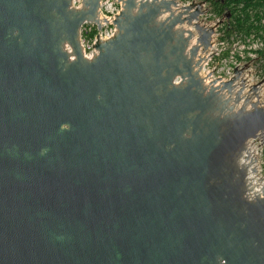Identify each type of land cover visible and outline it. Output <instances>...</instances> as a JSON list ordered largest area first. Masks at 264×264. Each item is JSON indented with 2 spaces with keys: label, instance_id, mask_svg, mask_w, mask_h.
Listing matches in <instances>:
<instances>
[{
  "label": "water",
  "instance_id": "95a60500",
  "mask_svg": "<svg viewBox=\"0 0 264 264\" xmlns=\"http://www.w3.org/2000/svg\"><path fill=\"white\" fill-rule=\"evenodd\" d=\"M71 1L0 0V264H264L237 163L264 107L193 70L206 0H119L92 59L99 0Z\"/></svg>",
  "mask_w": 264,
  "mask_h": 264
},
{
  "label": "built area",
  "instance_id": "2783aa9c",
  "mask_svg": "<svg viewBox=\"0 0 264 264\" xmlns=\"http://www.w3.org/2000/svg\"><path fill=\"white\" fill-rule=\"evenodd\" d=\"M139 1V0H137ZM190 0H178L179 5L189 3ZM81 0H72L71 7L81 8ZM123 9V3L119 0H99V7L96 13L95 21H85L79 29V44L82 55L86 59H92L97 53L95 44L97 41H105L112 38L116 31L114 23L116 17ZM196 39L192 38L189 47L196 44ZM67 51L69 47L66 46ZM230 54V53H229ZM72 58V56H71ZM231 52L229 58H221L220 52L216 48V33L211 36V45L207 50L200 48L194 57L193 70L197 72L205 91L210 88H218L222 99L229 100V103L234 106V109L239 108L247 96L243 92L239 102H234L237 91L240 89V82L235 81L232 91L220 89L221 84L233 77L235 71L240 65ZM230 64V65H229ZM181 78L176 76L173 79L174 84L180 83ZM239 83V84H238ZM250 98V97H249ZM249 107V104L246 105ZM239 166L245 168V193L247 200H253L256 197L263 196L264 188V134H258L254 138H249L245 141L244 147L237 159Z\"/></svg>",
  "mask_w": 264,
  "mask_h": 264
},
{
  "label": "rangeland",
  "instance_id": "374dc122",
  "mask_svg": "<svg viewBox=\"0 0 264 264\" xmlns=\"http://www.w3.org/2000/svg\"><path fill=\"white\" fill-rule=\"evenodd\" d=\"M204 9L205 13L198 19L199 24L205 27L213 26L220 20V22L214 27V32L216 33V48L220 52V57L229 58L231 52H234V56L238 59L237 62L240 65L238 69L240 73L237 82H240L239 85L243 86L245 90H249V88L243 85L245 82L251 84V86H263L261 92L258 90L257 96L252 95V93L250 94L249 91L247 95H252L251 100H254V97L256 99L255 102H258L259 105L264 107V55H258L251 50L263 48L262 44L260 42L251 41V37L247 38L248 40H246V42L240 37H236L234 34L230 35L228 38L225 37V28L223 26L224 17H213L210 13L207 2L204 5ZM246 79L247 81H245Z\"/></svg>",
  "mask_w": 264,
  "mask_h": 264
},
{
  "label": "trees",
  "instance_id": "16d2710c",
  "mask_svg": "<svg viewBox=\"0 0 264 264\" xmlns=\"http://www.w3.org/2000/svg\"><path fill=\"white\" fill-rule=\"evenodd\" d=\"M213 17H224L225 37L234 34L244 42H260L263 48L251 49L264 55V0H206ZM250 42V41H249Z\"/></svg>",
  "mask_w": 264,
  "mask_h": 264
},
{
  "label": "bare ground",
  "instance_id": "6f19581e",
  "mask_svg": "<svg viewBox=\"0 0 264 264\" xmlns=\"http://www.w3.org/2000/svg\"><path fill=\"white\" fill-rule=\"evenodd\" d=\"M207 27H211V26H207ZM246 77V76H245ZM245 81H247V79L245 80ZM239 84V83H238ZM245 87H247V88H249V90H252V86H251V84H249V83H247V82H245L244 84H243ZM257 87V93L256 94H253L254 96H257V94H258V90H259V92H261L262 90H263V86H256ZM249 90H245L244 91V93H248V91ZM250 98V100H249V102H248V104H250V102H252V101H256V99L253 97V99L254 100H251L252 98V95L251 96H249Z\"/></svg>",
  "mask_w": 264,
  "mask_h": 264
}]
</instances>
